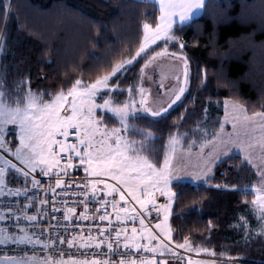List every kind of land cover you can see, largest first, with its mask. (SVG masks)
<instances>
[{
    "label": "snow or ice",
    "instance_id": "obj_1",
    "mask_svg": "<svg viewBox=\"0 0 264 264\" xmlns=\"http://www.w3.org/2000/svg\"><path fill=\"white\" fill-rule=\"evenodd\" d=\"M138 3L148 4L149 0H137ZM151 6L155 9L158 6L159 15L155 17L154 22H142V39L134 55L130 59H124L114 63L110 71H105L104 74L98 75L92 82L85 83L82 79H76L66 91L61 88L55 93L37 92L30 87V79H20L14 82V87L9 88L7 84V70L3 66L0 71V149L14 156L19 164L13 163L11 159H7L0 155V197H19L26 196L28 203L23 207L19 203L15 207L6 205L0 210V222L14 221L12 225L18 231H10L7 226H0V245H31L33 248L39 246L45 253L44 256H39L35 251L31 255L25 252L23 255H8L5 252L0 255V264H113L111 259H92L91 261L56 258L49 253V249L56 248V242L64 244L67 242L69 247H72L77 239L81 241V248H89L93 245L95 248H100L101 245L107 243L109 255L118 254L122 258L119 264H166V261L141 258L127 259L131 255V250L137 252L143 250L153 254L159 253L163 256L166 252L173 253V250L168 248V245L161 240L160 237L154 234L145 226L144 215L152 209L157 212L164 213V219L161 223L155 225L160 229L165 240H171V229L166 227L168 218L173 210V202L179 196V193L173 191V184L189 183L181 176L177 175L180 169L174 164L175 145L178 142L175 136L170 137L171 155L166 153L162 165L153 163L150 159L151 149L154 143L153 134L148 131L136 129L129 121L130 119H140L137 114L136 101L131 98V103H125L123 106L112 107V95H115V90L119 89V77L122 73L127 72L128 65L136 61L141 54H147L151 45L157 44V41H162L165 44V49L156 52L151 56L141 72L148 67L151 61L157 57L171 55L177 60H181L183 64V81L178 91L174 92V98L171 99L167 107L161 106L159 110H154L148 107L147 97L143 95V88L140 89L141 99L139 108L142 112L148 113L152 117H162L169 109L177 102L181 101L189 84V62L186 55L171 53L167 51L169 42H178V37L175 35L174 26L179 22V26L183 28L187 26L194 17L202 14L206 9V0H150ZM3 11L0 15L5 21L8 19L12 4L11 0H5L2 5ZM145 15H151L145 13ZM178 18V19H177ZM6 33L0 34V55L7 51L5 43ZM159 45H157L158 47ZM180 49L185 45L180 43ZM117 83L113 84L112 81ZM180 80L179 75L176 77ZM206 82L202 81L204 84ZM29 87L25 91L24 86ZM108 93L109 98L105 99L103 104H97L98 96ZM131 93V89H129ZM50 96V99L45 97ZM97 109H107L113 113L118 119L122 127L113 128L110 131L104 125L103 119L97 114ZM183 119V118H182ZM231 121L233 133L224 134V125L221 123L220 132L213 135L212 140H205L201 147L200 159L201 164L195 166L191 172H185V176H191L193 181L207 182L213 166L219 161L223 162V158L228 157L233 148H237L245 153L244 162L257 168L258 175L261 177L260 186L252 189H236V191L254 193L252 201L253 208L257 215V220L260 227V235L264 236V111L254 112L251 115L247 114V110L239 104L225 101V121ZM8 125H14L18 128L19 144L13 147L15 137L12 141L5 139L6 129ZM74 131L76 142L67 143V137ZM127 134V135H126ZM133 134L140 135L143 139L140 141L132 140L130 137ZM204 135L207 136L205 130ZM241 135L250 139V143L245 144L240 139ZM99 136V139L97 137ZM58 137H64V140ZM210 146V150L205 154L204 148ZM259 149L258 159L260 165L254 162L251 154V149ZM74 159L79 160V165L83 167L84 172L88 176L101 177L108 176L116 181V184H108L105 181L96 179L89 181L84 187L89 184L92 188V194L95 195L96 185L103 183L107 189L105 196H110L113 193H118L120 201L128 203L125 193L132 197L140 206V210L132 208L131 212L135 215L121 217V212L128 213L130 210L127 207H118V202L113 201L111 207L116 215V220L123 222L131 219L133 222L139 218L141 230L136 227L131 229V235H128L127 228H119L115 232V241L113 238L105 235V229L100 230V235L104 236L102 240H96L92 236L72 237L68 239L65 236L57 234L55 237H45V228H37L39 222L38 215H30L28 209L35 206V201L32 196L27 195L29 192L28 185L32 189H39L44 192L51 191L55 196V189L68 186L67 181L61 177H70L69 169H75ZM39 168V173L37 169ZM13 170L14 175L10 181H6V176L9 170ZM55 171L56 180L55 187L49 184L48 188L40 189L41 180L37 179V175L48 177L51 179L52 173ZM16 186L10 187L9 184ZM119 185V187H117ZM77 187L80 184L77 182ZM217 188H227L225 185H216ZM166 198V203L157 204L156 194ZM85 199L80 201L87 205L90 197L87 193L84 194ZM141 195L145 198L141 199ZM40 208L37 212L43 211V206L48 204L47 198H39ZM108 202L105 201L103 207L106 208ZM53 213L60 211L56 207V201H52ZM196 209L193 208L192 211ZM76 209L69 207L66 209L64 220L70 219L69 214L74 213ZM47 215V213H45ZM87 219V216H83ZM57 223L52 227H59V221L56 216H52ZM101 221L108 220L111 225V219L107 214L100 215ZM21 220L28 222V227L21 226ZM242 225L236 227L249 228L248 221L241 217ZM29 228L33 229L29 231ZM51 228L47 229L50 231ZM124 236L123 249L119 251L120 237ZM147 239V244L139 242L140 239ZM250 238V232L245 233V239ZM157 241L155 247H152V242ZM115 244V246H114ZM178 248H189L190 242L185 239L184 244H178ZM207 251V250H204ZM215 255V253H212ZM188 264H202L201 261L188 260ZM215 264V261L211 262ZM226 264H237L235 258L229 257Z\"/></svg>",
    "mask_w": 264,
    "mask_h": 264
},
{
    "label": "trees",
    "instance_id": "obj_2",
    "mask_svg": "<svg viewBox=\"0 0 264 264\" xmlns=\"http://www.w3.org/2000/svg\"><path fill=\"white\" fill-rule=\"evenodd\" d=\"M4 3L0 0V12ZM11 4L8 19L0 15V34L6 33L7 44L6 53L0 55V71L6 66L10 89L17 80L30 79L33 91L50 94L61 88L66 91L76 79L90 83L114 63L130 59L142 39V22L153 23L159 14L150 1L137 0H11ZM174 30L178 42L168 49L178 51L180 43L185 45L181 52L189 62L188 90L164 116L130 119L137 129L153 134L150 159L158 166L167 140L176 133L187 134V140L193 137L212 103L230 100L248 114L264 111V0H206L201 16ZM157 45L120 75L119 89L112 95L117 105L124 103L129 89L135 91L141 68L162 47ZM28 87L25 84V91ZM97 114L108 128L119 126L111 115ZM211 177L204 184H173L179 196L170 224L175 243L187 238L194 246H214L221 252L222 244L232 246V225L240 213L250 210L254 197L236 189L247 188L256 173L241 156L233 155L217 163ZM225 184L227 188L216 187ZM261 241L226 249L246 254V264H264Z\"/></svg>",
    "mask_w": 264,
    "mask_h": 264
},
{
    "label": "rangeland",
    "instance_id": "obj_3",
    "mask_svg": "<svg viewBox=\"0 0 264 264\" xmlns=\"http://www.w3.org/2000/svg\"><path fill=\"white\" fill-rule=\"evenodd\" d=\"M203 13H204V10L202 11V14ZM195 18H197V17H194L193 19H195ZM176 26H179V22H177V25H175L174 28ZM159 43L162 44V47L156 52L163 51L165 49V47H166L165 44L162 41H157V44H159ZM172 43H174V42H169L168 45H170ZM157 44H155V45H157ZM155 45H151L150 49L152 47H154ZM168 45H167V51H168L169 54L177 53V54L184 55L181 52V49H179L178 51H170L168 49ZM155 53L153 55H151V56H154ZM143 55L144 54H141V56H143ZM149 58H148V60H149ZM131 65H128L127 67H130ZM178 75L180 77L179 81H177V79H176V77ZM182 81H183V64H182L181 60H177L174 57H172L171 55H164V56L157 57L156 60L151 61L148 64V67L144 69L143 73L140 70L139 81H138L137 87L135 88V91H131V93L128 91L127 99L124 101V103L122 105H117L115 103L113 97H111L113 102H114L112 107L123 106L125 103H131V100H130V95H131V98L136 101L137 114L139 116L152 117L148 113L142 112L140 110V108H139V101L141 99L140 89L143 88V90H144L143 95L147 97L148 107H150V108H152L154 110H159L161 106L167 107V105H168V103H170L171 99L174 98V92L178 91V87L181 86ZM188 87H189V84H188ZM187 90H188V88H187ZM187 90H186V92H187ZM186 92H185V94H186ZM108 98H109V95H108L107 92H105V95L98 96L96 98V103L97 104H103L104 100L108 99ZM225 101L226 100H224L222 103H212L206 109V111L204 113V116L202 117V119L199 121V123L195 126V128L193 130L194 131L193 137H190L187 140L188 135L185 134V133H176L175 135H173L178 140V142L175 145L176 152H175V157H174V161H173L175 166L177 167V169H180V171L177 172V175L183 177L184 179H186L188 181H191V182H189L191 184H201V183L204 184L205 183L203 181H193L191 179V176H185V172H191L195 168L196 165L202 163V160L200 159V155L199 154L201 152V147L204 144L205 140H212L213 135L218 133V132H220L221 123H223V125H224V128H223L224 134H230V133H233V131H234L233 127H232V122L230 120L227 121V122L225 121ZM227 101H229L230 103H234V102H232L230 100H227ZM179 102H177L175 105H173V107L176 106ZM235 104H237V103H235ZM171 109H169V111ZM97 112H102V113H105V114H109V115H111L112 117H114L118 121L119 126H117V127L108 128L106 125H103V126H106L109 131L111 129H113V128L122 127V125L119 122V119L113 113H111L109 110H107V109H97ZM217 112H220L221 114H216ZM167 113H164L163 116L165 114H167ZM248 115H251V114H248ZM152 118H159V117H152ZM205 130L207 131V136L204 135ZM136 135H138V134H136ZM5 136L8 137L11 141L15 137L14 144L12 145L13 150H14V146L19 144L18 128L16 126H14V125H8L7 129H6V135ZM173 136H171V137H173ZM58 138H61L62 140L65 139L64 137H58ZM128 138H130V137H128ZM97 139H99V136L97 137ZM141 139H143V138L140 135H138V137H136L135 139H132V140L140 141ZM240 139L245 144H248V143L251 142L248 137L243 136V135H241ZM186 140L188 141L187 144L185 143ZM170 149H171V146H170V138H169L167 140V143H166L165 154L168 153V154L171 155V150ZM209 150H210V146L205 147L204 148V153L206 154ZM250 151H251V154L253 156L254 162L257 165H260V161L258 159L259 149L255 148V149H251ZM165 154H164V156H165ZM233 155L241 156V158L244 160L245 153L240 151L237 148H233V150L229 154V156L223 158V160H225V159H227V158H229V157H231ZM13 158H14L15 162L20 167H22L19 164V161H17L14 156H13ZM163 161H164V159H163ZM217 163H219V161ZM162 164H163V162L161 163V165ZM215 165L213 166L212 173L214 171ZM249 166L252 167V169H254V172L256 173V179L254 181H252L249 184V186L247 187L248 189H252L254 187L260 186L261 177L258 175L257 168L253 167L252 165H249ZM10 171H11V169L9 170V172ZM37 173H39V168L37 169ZM212 173L210 174V176H212ZM99 178L104 179L108 184H116V181L112 180L108 176H101ZM10 185L13 186L14 184L10 183ZM117 187H119V185H117ZM102 189L107 191V189L104 188V184L103 183H102ZM117 195L119 196L118 193H117ZM125 197H126V199L131 200V202L134 204L135 208L140 210L139 204H137L136 201H134L131 196H129L127 193H125ZM144 198L145 197L143 195H141V199H144ZM157 198H159V199L162 198L163 202L166 203V198L163 197V196H160L159 193L156 194V199ZM254 198H255V196L253 197V200H254ZM119 200H120V196H119ZM149 206H151V205H149ZM249 209L250 210L248 212L240 213L237 216L236 222H234V224L232 225V228L234 229V232H235L234 242L230 243V244H232V246H229V244H226V243L222 244L223 245V249H222L221 252L220 251L216 252L215 248H213L214 246L213 247H209V248L204 246L203 249L200 248L199 250L198 249H193L191 246H190V249L189 248H178L177 247L178 244L175 243L173 241V239H171L170 241L169 240H165L163 235H162V233L160 232V229H157L155 227V230H156L158 236L160 237L161 240H164V243H167V244L171 245L173 248L179 249V250L184 251V252H186L188 254H191V255H195V256L202 255V256H205L206 260L197 259L196 257H189V256H185L183 258H177V253L173 249H172L173 253H175V254L166 252L163 256H161L159 253H156V254H153L151 252H148V253L150 255H152V256H158L159 257L158 260L166 261V264H168L167 261L170 260V259H172V260H170L171 264H188V260L189 259H192V260H195V261H201L202 264H211V262L214 261V260H212V258H215V257H221V258H224V260H228L229 257H232V258H235L236 262H246V259L244 258L246 256V254L239 253V250H238V253L240 255L231 254L226 248L233 247L235 245L238 246V245H240V242H242L243 244H248L249 243V245H250V241H256L257 238H261V240H262L261 242L264 245V236H261L259 234L260 233V227H259V223H258V220H257V215H256V212H255V210L253 208L252 202L249 205ZM129 210L131 211V209H129ZM162 215H163V219H164V213L163 212H162ZM114 216H115V212H114ZM241 217H243L245 220L248 221L249 228L245 229L243 227H236V225H238V224L239 225L243 224V221L241 220ZM166 227L171 229L169 218H168V222H167V226ZM246 232H250V238L247 239V240L245 239V233ZM147 243H148L147 239H144V244H147ZM156 244H157V241H153L151 246L155 247ZM182 244H184V243H182ZM204 250H207V251H204ZM212 253H215V255H213ZM147 258H150V257H147ZM151 258H153V257H151ZM225 258H227V259H225ZM215 264H224V263H222V262L217 263L215 261ZM237 264H239V263H237Z\"/></svg>",
    "mask_w": 264,
    "mask_h": 264
},
{
    "label": "built area",
    "instance_id": "obj_4",
    "mask_svg": "<svg viewBox=\"0 0 264 264\" xmlns=\"http://www.w3.org/2000/svg\"><path fill=\"white\" fill-rule=\"evenodd\" d=\"M5 139L7 141H11L6 136ZM66 142L69 144L76 142V135L74 131L70 133V135L67 137ZM0 155L4 156L7 159H11L13 163H16L13 156L8 154L7 152H4L2 149H0ZM73 163L75 165V169L68 170L70 173V177H61L62 179L67 181L68 186L55 189L54 197L51 191L44 192L39 189H32L31 185L30 184L28 185L29 192L27 195L32 196L35 201V206L30 207L28 209V213L30 215L39 216V222L37 224V228L43 227L46 229L44 233L45 237L48 236L55 237L57 234L61 236H65L68 239H71L72 237L82 236L84 238H87L88 236H92L96 238V240L98 241L104 239V236H101L99 233L101 229H105L106 230L105 235L112 237L114 242L115 232L119 228H127L128 235H131V229L133 227H136L138 230H141L139 218H137L134 222L131 219H127L124 220L122 223L114 219V211L113 208L111 207L113 198L115 199L116 202H118V207H127L128 209L135 208L131 200L126 199L128 203L125 204L123 201L119 200V196L117 195V193H113L110 196H105L106 191L102 189V183L96 185V192L95 195H93L91 185L89 184L87 188H85L84 185L88 184L89 181H94L96 179H100L102 181L105 180L97 177L88 176L84 172L83 167L79 165L78 159H74ZM13 175L14 172L13 170H11L8 176H6V181H10ZM36 178L41 180L40 189L48 188L49 184H51L53 188L55 187V180H56L55 171L52 173L51 179L41 175H37ZM77 182L80 184V187H77ZM9 186L14 187L16 185L11 186L9 184ZM85 193H87L88 196L90 197V199L87 202V205H85V203L80 202L85 199V195H84ZM37 197L47 198L49 201L48 204L43 206L42 212H37V209L41 207ZM53 199H55L56 201V207L60 209V211L55 213H53L52 210ZM105 201L108 202L106 212H105V208L103 207ZM17 203H19L21 207H23L24 204H27L28 201L26 196L21 195L19 197H0V210L4 209L6 205L15 207ZM157 204L158 205L163 204L162 199L158 198ZM69 207H74L76 211L74 213H70L69 214L70 219L68 221H65L64 215L66 209ZM149 209L150 210L143 217L145 220V226L148 229H150L152 232L157 234L155 230V225L162 222V212L155 211V209H152V206L149 207ZM137 211L139 210L137 209ZM45 213H47V215H45ZM104 214H107L110 217L111 225L109 224L108 220L101 221L99 219L100 215H104ZM53 215L57 217L60 224L59 227H52L57 223L56 220L52 219ZM83 216H87V219H84ZM14 223H15L14 221L0 222V226H7L10 231H18V229H14L12 227ZM21 226L28 227V222L21 220ZM49 228H51V230L47 231V229ZM32 230L33 229L29 228V231ZM80 243L81 241L77 239L76 242L73 244V246L69 247L67 242H65L64 244H59V241H57L56 248L49 249V253L59 259L61 258V252H62L63 253L62 258L64 260L87 259L91 261L92 259H101V260L111 259L113 261V264H119V260L122 258L118 254L109 255L107 243L101 245L100 248H95L94 245L89 248H81ZM174 250L177 252L178 258H183L185 256L193 257V255L188 254L184 251L178 249H174ZM33 251H35L36 254L39 256H44L47 254L39 246L33 248V246L31 245H19V246L13 244H9L7 246L0 245V255H3L5 252H7L8 255H23L25 252L31 255ZM119 251L120 252L125 251L122 245H119ZM147 257H153L155 259H158L157 256H152L143 250L137 252V250L135 249L131 250V255L124 258L127 259L135 258L137 260H140L141 258H147ZM212 260L218 263L219 262L226 263L228 261V260H224V258L221 257H215L212 258ZM237 263L246 264L245 262H237Z\"/></svg>",
    "mask_w": 264,
    "mask_h": 264
},
{
    "label": "crops",
    "instance_id": "obj_5",
    "mask_svg": "<svg viewBox=\"0 0 264 264\" xmlns=\"http://www.w3.org/2000/svg\"><path fill=\"white\" fill-rule=\"evenodd\" d=\"M125 215H127V216H132V215H135V213H132L131 211H129L128 213H123V212H121V217H124ZM170 217H171V215H170ZM170 217H169V222H170ZM114 219H116V215L114 216ZM170 226H171V224H170ZM171 235H172V239H173V230H172V227H171ZM139 242L140 243H142V244H144V239L142 238V239H140L139 240ZM123 243H124V236L123 235H121V237H120V244L121 245H123ZM167 244V243H166ZM190 246L193 248V249H203L204 247H202V246H194V245H192L191 243H190ZM169 247V246H168ZM170 248V247H169ZM170 256V255H169ZM199 257H197V258H199V259H204V258H201V257H203L202 255H198ZM168 257V256H167ZM170 260H172V259H170ZM170 260H168L167 262H168V264H171V261ZM204 260H206V259H204Z\"/></svg>",
    "mask_w": 264,
    "mask_h": 264
}]
</instances>
